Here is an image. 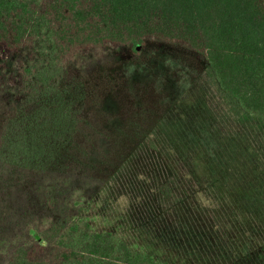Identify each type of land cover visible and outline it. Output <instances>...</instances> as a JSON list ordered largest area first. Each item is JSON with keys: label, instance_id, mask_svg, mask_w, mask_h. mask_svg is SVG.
Here are the masks:
<instances>
[{"label": "rangeland", "instance_id": "rangeland-1", "mask_svg": "<svg viewBox=\"0 0 264 264\" xmlns=\"http://www.w3.org/2000/svg\"><path fill=\"white\" fill-rule=\"evenodd\" d=\"M149 49L134 80L99 73L122 109L95 107L93 134L44 168L0 160V264L65 217L162 264H264V120L233 117L196 54Z\"/></svg>", "mask_w": 264, "mask_h": 264}, {"label": "trees", "instance_id": "trees-1", "mask_svg": "<svg viewBox=\"0 0 264 264\" xmlns=\"http://www.w3.org/2000/svg\"><path fill=\"white\" fill-rule=\"evenodd\" d=\"M169 45L205 62L233 117L264 120V0H0V160L47 166L93 134L95 107L121 113L99 73L134 80L125 67ZM103 128L122 131L111 119ZM39 237L46 246L17 248L5 264H162L70 217Z\"/></svg>", "mask_w": 264, "mask_h": 264}]
</instances>
